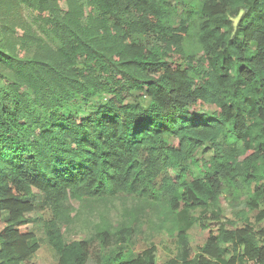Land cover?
<instances>
[{"label": "trees", "instance_id": "1", "mask_svg": "<svg viewBox=\"0 0 264 264\" xmlns=\"http://www.w3.org/2000/svg\"><path fill=\"white\" fill-rule=\"evenodd\" d=\"M21 2L58 48L0 52V264H35L34 190L58 264H157L125 228L71 239L74 201L137 194L218 221L223 200H243L264 216V0ZM99 96L95 112L80 106ZM263 232L221 223L194 249L179 228L164 264H264Z\"/></svg>", "mask_w": 264, "mask_h": 264}, {"label": "rangeland", "instance_id": "2", "mask_svg": "<svg viewBox=\"0 0 264 264\" xmlns=\"http://www.w3.org/2000/svg\"><path fill=\"white\" fill-rule=\"evenodd\" d=\"M63 1L59 0V3L65 9ZM193 4L197 7L196 1H193ZM86 5H89L87 0H75L76 7L86 9ZM35 15L21 0H0V52L9 53L14 49L24 55L33 53L38 47L50 53L57 50V42L44 29L42 23L36 20ZM138 40L143 44L152 43L149 37H140ZM184 45L187 50L197 53L198 45L194 37L186 38ZM2 70L3 64L0 61V71ZM105 100V97L99 96L92 98L88 104L81 99L79 103L86 112L92 113L98 110ZM131 100H139V93L133 92ZM67 108L69 111L73 110L71 106ZM199 108L205 114H210L214 110L210 105ZM209 155V151L204 154L206 158ZM194 172L196 175L195 170ZM33 192L36 209L27 214L30 218L27 228L35 234L39 248L32 261L35 264H58V254L49 244L44 227V223L52 218V213L44 204L41 193L35 190ZM162 203H155L148 197L122 192L107 202L91 199L74 201V220L67 235L71 239L89 238L95 235L103 223H107L115 234L113 241H117L116 231L125 228L128 230L127 241L131 251L137 253L154 245L157 264H164L168 259L177 256L176 233L179 228L187 230L190 244L194 249L205 240L209 231L215 232L221 223L229 225L233 222L243 225L248 222L257 230L264 229V216L261 218L258 216L261 208L250 209L243 200L233 203L223 200L218 221L210 219L211 208L186 210L181 206L172 216L166 212ZM87 264H94L93 256Z\"/></svg>", "mask_w": 264, "mask_h": 264}, {"label": "built area", "instance_id": "3", "mask_svg": "<svg viewBox=\"0 0 264 264\" xmlns=\"http://www.w3.org/2000/svg\"><path fill=\"white\" fill-rule=\"evenodd\" d=\"M261 242L264 244V232H263V234L261 235Z\"/></svg>", "mask_w": 264, "mask_h": 264}]
</instances>
